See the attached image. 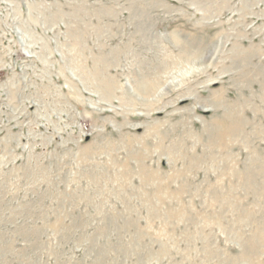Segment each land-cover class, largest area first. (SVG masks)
<instances>
[{
    "label": "rangeland",
    "instance_id": "rangeland-1",
    "mask_svg": "<svg viewBox=\"0 0 264 264\" xmlns=\"http://www.w3.org/2000/svg\"><path fill=\"white\" fill-rule=\"evenodd\" d=\"M0 264H264V0H0Z\"/></svg>",
    "mask_w": 264,
    "mask_h": 264
}]
</instances>
